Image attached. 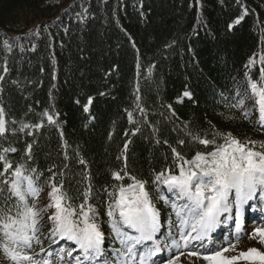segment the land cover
I'll use <instances>...</instances> for the list:
<instances>
[{"label": "trees", "instance_id": "16d2710c", "mask_svg": "<svg viewBox=\"0 0 264 264\" xmlns=\"http://www.w3.org/2000/svg\"><path fill=\"white\" fill-rule=\"evenodd\" d=\"M262 69L264 0H0V153L41 189L38 208L53 184L74 206L91 188L95 221L111 237L110 194L133 177L165 212L167 189L153 182L178 175L173 148L190 160L215 148L194 138L264 143L249 89Z\"/></svg>", "mask_w": 264, "mask_h": 264}, {"label": "snow or ice", "instance_id": "6c2138e0", "mask_svg": "<svg viewBox=\"0 0 264 264\" xmlns=\"http://www.w3.org/2000/svg\"><path fill=\"white\" fill-rule=\"evenodd\" d=\"M235 23L239 24L240 20ZM253 63H255L254 60L250 61L248 67ZM261 76L264 77V69L261 70ZM249 89L258 112L256 123L264 127V79L251 82ZM185 95L189 94L185 93ZM88 103L89 105L92 103L91 99ZM243 105L244 100L241 99L236 106L243 107ZM87 110L85 108V111ZM140 111L144 110L140 109ZM128 115L130 122H134L131 120L132 113ZM243 115L247 118L249 112L245 111ZM4 117V110L0 108V137L7 132ZM48 122L54 124L55 120L49 115ZM216 136H220L223 143L216 144L215 136L212 139L194 138L205 148L209 145H214L215 148L207 154L198 152L190 160L185 159L173 148L175 159L180 161L176 165L179 168L178 175L169 174L166 170L155 177L154 185L162 184L167 189V198L162 195L161 199L169 205L172 215L176 218L175 227L169 232L171 240L169 247L177 250L188 249L189 257L202 260L205 264H264V251L258 248L236 252L237 244L231 243L230 246L222 247L214 252L208 250V238L220 223L221 214L229 212L233 205V202L229 200L230 193L234 191L236 196L234 220L237 241L242 236L241 206L253 199L258 188L264 193V143L257 147L255 141L240 140L231 133H216ZM183 143L184 141H180V144ZM127 148L126 144L125 152ZM28 152H31V145L28 147ZM80 163L85 162L81 159ZM0 166H2L0 170V247L10 246L8 259L16 264L19 262L50 264L47 259L37 261L32 255L23 253L24 248L32 247L30 241L36 239L35 234L40 231L38 226L43 219V213L48 212L49 209H55V212L48 217L54 225L52 234L75 242L83 251L82 258L75 257L77 264L96 260L103 255L101 245L104 238L99 227L92 222L96 218V212L89 204L91 188L82 193L83 202L74 206V198L65 189V184L60 183L59 186L53 184L48 194L50 203L44 208H38L35 203L28 202L29 197L32 200L39 197L41 189L35 186V182L25 176L21 168H16L10 173L13 165L7 162V157L3 153H0ZM122 172L123 175L113 173V178L121 180L127 176L126 169ZM9 173L14 178L11 181L5 178ZM131 179L133 182L130 185L121 186L118 192L110 194L114 200L109 204L107 215L112 221L113 231L122 237L121 243L126 247L130 257L128 264H133V261L137 259L140 264H146L150 257L156 255V251L142 254L137 246L142 248L145 241H154V236L161 227L160 214L152 204L150 193L146 190V182L136 180L134 177ZM25 181L26 186H24ZM4 186H7L6 190L9 193L7 197L4 196ZM158 191H160L159 188ZM170 223H172L171 220ZM80 225L83 226L80 227ZM122 227L131 229L139 235H128L121 230ZM249 239L264 246V228H256ZM61 251L64 250L61 249ZM157 251H159L158 246ZM230 252H236V254L227 255ZM67 255L71 257L72 252H67ZM175 259H179V256ZM168 264H175V260H169Z\"/></svg>", "mask_w": 264, "mask_h": 264}, {"label": "rangeland", "instance_id": "374dc122", "mask_svg": "<svg viewBox=\"0 0 264 264\" xmlns=\"http://www.w3.org/2000/svg\"><path fill=\"white\" fill-rule=\"evenodd\" d=\"M24 186H26V184H24ZM232 193H234V199H233V203H234L236 201V196H235V192L234 191ZM243 207H245V204H243L242 208ZM227 221H229V217H227ZM247 227H248V223L243 224L242 221H241V230H242L241 238L245 237L246 239L243 242H240V243L237 244L236 252L247 251L249 248H258L259 250L264 251V246H261L255 240L249 239L250 235L252 234V232L256 228H264V222L260 223L259 225H257L255 223L252 226V230H249V228H247ZM228 230L230 232H234L233 235H232L233 237L230 240L227 239V240H221V241L217 242L215 239L212 238V233L210 234V237L208 238V241H210L211 239L212 240L208 244V250L209 251L214 252V251H216V250H218V249H220L222 247H227L228 244L230 245L231 243H235L237 241L235 239V236H236V223H235L234 218H232V224H229ZM138 235H139V233H138ZM73 246H74V248L75 247L78 248V245H76L75 242H74ZM6 249H7V252L9 253L10 252V246L8 248H6ZM151 251H156V255L155 256L162 254V249L160 247H159V251H157V247H156V248H154L153 250H150V251L147 249V250L144 251V253L151 252ZM201 251L203 252L204 250L202 249ZM236 252H230V253H227V255H229V256L235 255ZM23 253L24 254H28V255H32L34 257V259L37 260V261L43 260L42 258H40L41 257L40 251H37V248H35V245H32V247L30 249L24 248L23 249ZM155 256L150 257L147 260L146 264H155L156 263ZM176 256H179L178 255V250L174 249L171 254H168V255L164 256L165 264H168L169 260H175V264H205V262L202 261V260H197V259L190 258V257L182 258L181 256H179V259H175ZM129 259H130V257H129V255L126 252V249H124V251H120L115 258L111 259L108 262H105L104 264H128V260ZM47 260L50 262V264H53L51 260H49V259H47ZM3 264H16V262H13V261H11L9 259V260H5ZM19 264H31V262H19ZM60 264H62V263H60ZM69 264H77V262L73 261L72 263L69 262ZM133 264H140V261L139 262L133 261Z\"/></svg>", "mask_w": 264, "mask_h": 264}]
</instances>
